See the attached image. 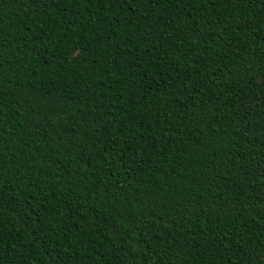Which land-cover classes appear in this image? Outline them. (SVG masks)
Returning <instances> with one entry per match:
<instances>
[{"label": "trees", "instance_id": "obj_1", "mask_svg": "<svg viewBox=\"0 0 264 264\" xmlns=\"http://www.w3.org/2000/svg\"><path fill=\"white\" fill-rule=\"evenodd\" d=\"M0 264H264V0H0Z\"/></svg>", "mask_w": 264, "mask_h": 264}]
</instances>
